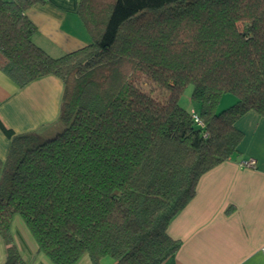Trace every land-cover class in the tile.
Returning <instances> with one entry per match:
<instances>
[{
    "label": "trees",
    "instance_id": "1",
    "mask_svg": "<svg viewBox=\"0 0 264 264\" xmlns=\"http://www.w3.org/2000/svg\"><path fill=\"white\" fill-rule=\"evenodd\" d=\"M42 1L0 0V69L21 87L64 83L49 137L0 120L11 139L0 161L4 264H26L14 216L53 264H163L181 247L169 224L202 175L240 153L237 121L264 117V0H78L92 41L56 58L33 41L27 10ZM225 94L237 100L219 110Z\"/></svg>",
    "mask_w": 264,
    "mask_h": 264
},
{
    "label": "crops",
    "instance_id": "2",
    "mask_svg": "<svg viewBox=\"0 0 264 264\" xmlns=\"http://www.w3.org/2000/svg\"><path fill=\"white\" fill-rule=\"evenodd\" d=\"M27 15L38 29L33 41L52 57L92 41L78 13V0H43ZM63 93L64 83L56 76H43L21 87L0 69V120L16 135L49 137L61 127ZM236 126L244 133L240 153L202 175L195 197L169 224V235L180 240L181 247L163 264H264V117L250 111ZM10 147L11 139L0 128L2 163ZM251 158L255 167L240 165ZM11 233L26 264H53L38 252L20 216H14ZM6 259L7 246L0 237V264ZM78 264L91 261L84 256Z\"/></svg>",
    "mask_w": 264,
    "mask_h": 264
},
{
    "label": "rangeland",
    "instance_id": "3",
    "mask_svg": "<svg viewBox=\"0 0 264 264\" xmlns=\"http://www.w3.org/2000/svg\"><path fill=\"white\" fill-rule=\"evenodd\" d=\"M191 91H192V86H188L184 92V95L181 98V104L183 105V107H185L188 110L197 108V105L190 100ZM236 100H237L236 97L232 94L223 95L219 106V110L225 109V107L235 103ZM106 259L107 260H105L104 264L107 263V261H112L110 257H106Z\"/></svg>",
    "mask_w": 264,
    "mask_h": 264
},
{
    "label": "built area",
    "instance_id": "4",
    "mask_svg": "<svg viewBox=\"0 0 264 264\" xmlns=\"http://www.w3.org/2000/svg\"><path fill=\"white\" fill-rule=\"evenodd\" d=\"M194 118L197 120V122H198L199 124H202V123L199 121V119H198L196 113H194ZM255 164H256V162H255V160L252 159V158H251V159L242 160V161L240 162V165H241L242 167H247V168L255 167Z\"/></svg>",
    "mask_w": 264,
    "mask_h": 264
}]
</instances>
